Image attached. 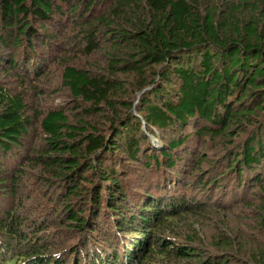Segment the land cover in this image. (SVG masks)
I'll list each match as a JSON object with an SVG mask.
<instances>
[{
  "label": "trees",
  "instance_id": "trees-1",
  "mask_svg": "<svg viewBox=\"0 0 264 264\" xmlns=\"http://www.w3.org/2000/svg\"><path fill=\"white\" fill-rule=\"evenodd\" d=\"M84 1L90 0H0V49L11 53L0 56V67L17 68L20 38L32 43V37L46 35L64 6L83 24L86 55L106 48L101 72L65 67L63 85L86 107H80L75 124L64 110L35 116L45 136L42 152L28 141L34 122L28 102L0 77V187L17 183L14 163L32 149L28 160L58 185L60 194L53 196L59 197L63 226L81 233L71 264H104L107 253L94 238L103 234L102 217H115L111 223L118 235L127 228L141 234L126 250V264H159L171 257L222 264L217 256L162 234L166 224L180 223L181 215L198 213V205L184 199L156 209L166 202L160 196L165 187L151 185L139 214H123L126 202L136 206L128 192L137 171L182 174L186 163L183 174L189 167L200 172L214 152L218 160L210 173L216 188L225 184L222 190L229 188L239 200L248 188L262 194L264 231V0H115L95 21L90 20L95 2L85 5L82 15ZM108 2L99 0L98 6ZM29 20L38 21L39 29ZM156 132L162 147L150 143ZM17 210L0 211V235L7 238L0 237V264H49L52 258L35 256L40 247L24 236ZM15 243L24 253L16 254ZM89 249L101 259L89 261ZM114 258L117 262L118 254ZM254 259L264 264V254Z\"/></svg>",
  "mask_w": 264,
  "mask_h": 264
},
{
  "label": "rangeland",
  "instance_id": "rangeland-1",
  "mask_svg": "<svg viewBox=\"0 0 264 264\" xmlns=\"http://www.w3.org/2000/svg\"><path fill=\"white\" fill-rule=\"evenodd\" d=\"M114 1L109 0L103 6H98L99 0L84 1L82 15L87 13L85 5L95 2L96 6L92 16L91 13L86 15V18L91 16L90 20L95 21L107 12L108 7ZM62 11V16L53 17L54 21L50 20L46 35L32 37L34 40L32 43L25 36L20 38L21 45L16 53L17 68L11 69L7 63L0 67L2 72L0 77L5 87L13 93H21L29 104L34 122L31 139L28 141L33 151L40 149L42 152V147L45 145V136L40 129L41 118L36 119L37 114L44 116L52 110H64L70 123L75 124L82 117L80 107L83 109L86 107L82 102H76L63 85L62 76L65 67L74 66L79 69L101 72L104 66L103 49H106L104 45L101 50L91 56L86 55L83 37L85 31L82 30L83 24L77 18L78 13L72 15L69 6H64ZM28 23L39 29L38 21L29 20ZM29 45L34 48L31 52ZM0 56L9 58L10 50L0 49ZM121 79L128 78L121 75ZM156 134L157 137H152L150 143L154 148L162 147L159 145L160 133L156 132ZM213 144L206 142L208 147ZM30 153L21 152L18 161L14 163L15 167H18L19 176L13 180L17 183L10 181L0 187V211L18 208V219L20 218L24 236H28V241H34L36 247H40V253L35 256L52 258L49 264H54L59 258L58 262H61L58 264H71L75 258L71 252L74 251V247H78L76 245L79 243L78 236L81 233H74L63 226V219H61L63 213L57 212L61 210L58 203L59 197L53 196L54 193H59L58 185L47 180L51 178L44 174V170L35 166V162L28 160ZM215 155L217 156L214 152L209 153V162L202 165L200 172H194L189 167L187 173L183 174L186 163L180 166L182 174L179 173L180 170L173 174L169 171L165 172L164 169L155 170L156 173L137 171L132 181L130 180V191L128 192L130 196L131 194L135 196L136 206L129 208L131 204L126 202V211L123 215L139 214L138 208L142 207L144 201L147 200L145 196L152 192L151 185L165 187V192L160 196H164L166 202L156 209H169L164 205L174 206L183 199L186 203L198 205V213L181 215L178 224H166L168 229L162 232L165 237L170 238L175 244L196 248L200 254L217 256L223 261L222 264H258L254 263V257L264 254V231L260 227L262 215L258 208L262 204V194L248 188L239 200L240 195H232L229 188L222 190L225 184L216 188L210 173L211 165L218 160ZM14 168L10 169L9 175L14 173ZM200 179H204L205 183L201 184ZM218 204L221 206H217ZM113 218L115 217H111L112 222ZM111 220L103 217L99 219L100 230L103 234L97 233L98 236L94 238L101 242L107 253V256L103 258L104 264H126V250L134 248V242L142 236L129 233L130 228L118 235ZM103 235L110 237V241L106 243ZM0 237L7 240L4 236L0 235ZM233 241H235V247L232 246ZM15 245L17 246L16 243ZM22 249V246H17L14 251L16 254L20 251L24 253ZM89 253L91 255L89 261L96 258L101 259L99 254L94 253V250L89 249ZM115 254H118L117 262L114 260ZM64 255L67 256L65 259H63ZM106 260L109 261L105 262ZM201 261L202 258L186 260L171 257L159 264H201ZM96 263L99 264L98 261Z\"/></svg>",
  "mask_w": 264,
  "mask_h": 264
}]
</instances>
